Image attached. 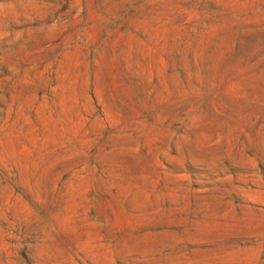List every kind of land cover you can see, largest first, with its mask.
<instances>
[{
    "label": "rangeland",
    "instance_id": "374dc122",
    "mask_svg": "<svg viewBox=\"0 0 264 264\" xmlns=\"http://www.w3.org/2000/svg\"><path fill=\"white\" fill-rule=\"evenodd\" d=\"M0 264H264V0H0Z\"/></svg>",
    "mask_w": 264,
    "mask_h": 264
}]
</instances>
